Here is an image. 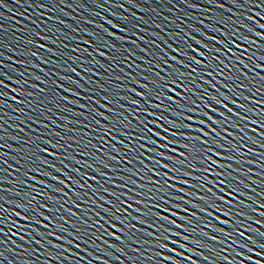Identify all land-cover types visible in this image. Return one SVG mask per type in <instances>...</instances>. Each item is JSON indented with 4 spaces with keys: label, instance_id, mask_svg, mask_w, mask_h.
Returning a JSON list of instances; mask_svg holds the SVG:
<instances>
[{
    "label": "water",
    "instance_id": "water-1",
    "mask_svg": "<svg viewBox=\"0 0 264 264\" xmlns=\"http://www.w3.org/2000/svg\"><path fill=\"white\" fill-rule=\"evenodd\" d=\"M257 3L264 5V0H2L0 219L6 223H0V228L4 230L0 233V264H228L229 261L239 264L241 259H244V264H250L247 256H252L254 260H264V257L256 255L264 251L259 247L264 242V237L259 235L264 233V215H261L264 208L260 207L264 204V136L261 135L264 127H260V123H264V103H258L264 101V35H257L264 34V28L261 27L264 25V7L257 6ZM220 29L229 35L224 36ZM211 37H216L217 40H235V44H228L232 48L231 53L219 54L223 61L220 66L223 75L219 74L220 69H215L214 75L208 76V69H203L194 74L195 84H192V78L184 81L185 87L191 85L194 91L185 92L189 99L182 103L196 107L191 104V100H196L200 111L188 112L177 104H171L170 107L175 112L185 114L177 116L175 112L167 110L169 102L166 100L162 101L164 108H151L150 111L157 112L168 120L193 123L195 127H200L198 120L203 119L202 113L207 111L200 97L203 96L207 103L219 107L223 112L225 109L216 105L210 97L226 94L227 99L224 96L220 98L233 109V112L228 113L232 117L231 121L222 126L227 128V133L222 132V136H227V139L215 137L224 147L211 146L224 153L223 163L231 165L226 170L216 168V172L225 171L227 179L238 188L231 197L225 196L226 199L233 200V215L214 213L221 220L231 222L222 224L191 204L174 200L173 203H181L182 208L173 207L172 210L179 212V216L171 218L176 220L177 225L183 224L184 228L160 221L165 228L173 229L169 233L163 229L158 230V225L152 226L156 220L154 216L146 217L149 219L147 224L129 218L130 224H135L136 229L129 226L123 233L117 231V236L122 239H115L107 234L113 229L102 219L107 215L104 209L110 208L116 215H125L116 212V207L120 205L111 192L127 191L118 187L127 183L121 179L130 175L125 171L126 167L144 166L138 163L127 164L124 159L125 156L132 159L139 154L129 152L127 146L131 144V140L121 134H136L138 140L136 125L140 121L132 115L136 106L131 104V99L141 100L142 106L147 107L143 98L136 96L131 89L144 91L136 81L152 86L153 79L178 76L179 72L166 69V66H156L161 57L167 59L169 65L175 64L171 57L179 55L175 51L177 47L189 56L196 55L193 48L206 51L200 41L214 45L215 48L223 47ZM188 45L192 47L189 48ZM236 45L242 47L237 48ZM208 55L211 57L217 54L212 51ZM180 58L184 59L186 65L191 64L188 57ZM216 63L218 62L210 58L205 60L210 68H214ZM175 67L183 72L190 71L179 64H175ZM156 72L160 73V77L155 75ZM209 80L215 88L207 82ZM161 82L167 83L168 80ZM181 91L183 90L177 88V92ZM167 95L174 93L168 92ZM105 96L109 101L104 100ZM148 98L154 103L161 102L156 101L155 95ZM97 100L99 103H96ZM232 100L237 101V104H232ZM105 103H108L107 108L102 107ZM98 112L105 113L111 119L97 115ZM234 113H240V116ZM137 115L142 119L145 114L138 112ZM188 115L196 116L197 120L188 121ZM148 119L152 120L154 117L149 116ZM97 120L101 122L99 125L96 124ZM122 120L130 126L124 128ZM161 123L165 127H171L166 120ZM233 124L239 127H233ZM104 126L112 129V136L116 139L104 136ZM140 127L143 125L140 124ZM156 130L161 131L162 135H168L159 128ZM173 131L190 130L180 128ZM169 139L173 137L169 136ZM178 139L184 142V137ZM120 140L124 143H119ZM139 143L156 147L150 141H138L134 147H138ZM160 143L165 141L160 140ZM55 145H63V148ZM112 145L120 151H116ZM45 147L49 149V153L55 152L57 156L42 152L41 149ZM170 147L184 151L179 144ZM162 150L168 152L167 149ZM168 154L173 155L170 152ZM113 156L120 159H110ZM228 156L235 159L229 160ZM44 159L49 163L45 164ZM213 159L217 157L213 156ZM148 163L145 160V164ZM152 166L159 169V165L153 163ZM33 168H39L40 171H32ZM94 169H100V172ZM186 170L193 172L194 176H183L181 172H169V176L190 179L195 185V177L203 175L197 168ZM229 172L231 175H227ZM101 173H107V176ZM32 176L36 179H31ZM93 176L96 180L91 179ZM54 177H59V181ZM69 177L72 179L69 180ZM133 179L139 180V177ZM210 179H216V176L212 175ZM41 180L45 184H40ZM75 181H79V184ZM169 183L174 181L169 180ZM49 185L54 187H48ZM80 185L84 187L81 188ZM129 187L136 185L130 184ZM177 187L187 188V191H177L175 195H184L185 200L200 203L209 212H214L208 204L189 195L197 191L207 195L204 189L179 183ZM208 187L212 185L208 184ZM56 188L63 191L57 192ZM105 188L109 191L105 192ZM39 191L45 193L42 198L38 195ZM137 191L141 189L137 188ZM29 194L36 196L41 204L46 203L58 209L56 212H49L41 208L40 211L45 216H52L58 224H64L68 231L64 232L58 227H43L49 224L44 217H39L43 224L31 229L14 227L15 221H19L21 225L27 222L12 215V210H22L9 201L28 204ZM101 196L104 199H100ZM121 199L124 197L121 196ZM137 199L147 200L148 197L138 196ZM128 203L145 208V205L133 200H128ZM216 203L220 204L221 201L216 200ZM183 208H187L189 212H184ZM3 209L9 211L5 212ZM129 211L132 216L138 215L132 209ZM159 211L161 215H169L162 209ZM241 212L244 215H240ZM189 213L197 215L189 217L188 221L184 220L182 217ZM65 220L71 223L65 224ZM84 220L87 223L82 225ZM97 221L103 227L97 226ZM219 228H223L224 233L218 231ZM236 229L243 231L245 237L251 236L256 242L240 237ZM77 230L83 239H75L73 233ZM53 232L55 235L50 234ZM93 232L95 235H92ZM174 232H181L182 236L177 237ZM148 233L156 235L150 236ZM226 233H231L232 238L229 239ZM163 235H168L171 239L165 241L162 239ZM183 236L189 239L185 240ZM177 240L179 244L172 242ZM160 242L167 243L168 247L161 248ZM241 244H247L248 247H242ZM239 252H243L245 257H240ZM225 256L227 261L222 259ZM167 257H173V260L169 261Z\"/></svg>",
    "mask_w": 264,
    "mask_h": 264
},
{
    "label": "snow or ice",
    "instance_id": "snow-or-ice-1",
    "mask_svg": "<svg viewBox=\"0 0 264 264\" xmlns=\"http://www.w3.org/2000/svg\"><path fill=\"white\" fill-rule=\"evenodd\" d=\"M234 2H238V0H234ZM0 3H2V0H0ZM223 7V5H220ZM257 6L264 7V5H259L257 3ZM251 19V17H250ZM262 28H264V25H261ZM222 34L224 36H228L229 34L224 32L223 29H220ZM234 35V34H233ZM257 35H264L262 33H258ZM212 40H216L218 43H221L223 45L222 48H215L214 45L210 46L207 43H204L203 41H200L202 47L206 51H201L200 48H193L192 51L196 53V55L189 56L188 53L182 52V50L177 47L175 51L179 54L177 56H172V61L175 62V64H179L182 67H187L190 69L188 72H183L179 68L175 67V64L169 65L168 60L161 57V61L157 63V68H161L162 66H166L167 68H170L172 71L179 72L180 74L178 76H173L169 79V77H160V73L156 72L155 75L157 77H160L159 79H153L152 86H150L147 83H141L140 81H136L137 84H140V87L144 89V91H137L136 88H132L131 91L135 93L136 96H139L143 98V103L147 105V107H143L141 104V100L132 98L131 104L135 105V111H132V115L140 121V124L143 125V127H140V124L136 125V128L138 129V140L136 139V134L129 133V132H121L123 136L128 137L131 140V144L128 145L129 152L136 153L138 152V155H135L132 159H129L127 156L124 157L127 164H135L138 163L140 165H144L143 167L135 168V167H126L125 171L129 173L130 175L123 176L121 179L126 180L127 183H124L122 185H119L118 187H122L124 189H127V191L118 193L117 191L113 190L111 192V195L115 197V199L119 202V207H116L117 213L125 214L123 216L116 215L112 212V209L105 208L104 211L107 214L105 217H102V219L105 220V223L108 224V226L113 229V231L108 232L107 234L112 236L115 239H122L121 236H117V231L123 233L125 231L126 227H131V229H136L135 224H130L129 218L133 220H137L141 224H147L149 222V219H146V217L151 218L154 216L156 218L155 222L153 223V227H157L158 230L163 229L164 232H173L172 228H165L163 224H160V221H166L169 225H176V227L184 228L185 226L183 224L177 225L176 220L172 219V216H179V212H174L172 210L173 207L180 209L182 208L181 203H173V201H181L184 203L191 204L193 207L199 209L201 212L206 213L209 216H213V218L222 223V224H229L230 220H221V217L219 215H215V212L222 213L224 216H232L233 213L231 211V206L233 204L232 199H226L225 196L231 197L233 194V191H238V188L233 186L231 182L227 179V176L225 175V171L216 172V168L220 169H228L231 168L230 164H225L222 162V159L224 158V153L221 151H217L216 148L212 147L211 145H216L219 148H223L224 145L220 143L219 140L215 139V137H221L222 139H227V136H222L223 133H227V128H223L222 126L229 121H231L232 117L228 115V113L233 112L232 108L228 107V104L224 103V100H222L220 97L224 96L225 99H227L226 94L220 93V95H214L210 98L214 101L216 105H220L225 111H221L219 107H213L212 104L207 103L205 101V98L203 96L200 97V100L204 103V107L207 108V111H203V119L198 120V124L201 125L200 127H195L193 123H178L175 120H168L167 117L158 114L157 112L150 111L151 108H157L161 109L164 108L165 105L162 102L163 100H166L169 102L168 111L175 112L174 108H171V104H177L181 108L187 109L188 112L198 113L200 111V106L197 105L196 100H191L192 105H196V107H191L188 104L182 103V101L188 100L189 97L185 95V92L194 91V89L189 85L188 87H185L184 81L192 78V84H195V78L194 74L197 73L199 70L208 69L206 72V75L213 76L215 69H220L219 74L223 75V69H221V65L223 64V61L220 59L219 54H226L231 53L232 48L228 47L229 43L235 44V40H217L216 37H211ZM189 48H191V45H188ZM237 48L242 47V45H236ZM214 51L217 55H213L209 57L208 53ZM180 56L188 57L191 60V64H185L184 59H181ZM197 57H203L204 59H198ZM212 59L213 61H216L214 65V68H210L209 65L205 64L206 59ZM239 59V57H237ZM193 65H196L198 67H193ZM75 71V69H73ZM203 79V77H200ZM168 80L167 83H162L161 81ZM209 84H212V81H207ZM0 85H3V81H0ZM202 87V85H201ZM212 87L215 88V85L212 84ZM227 87V85H225ZM243 87V85L241 86ZM177 88L182 89L183 91L177 92ZM219 91V90H217ZM168 92L174 93V95H167ZM0 95H3V93H0ZM155 95L156 102L154 103L152 99H149L148 97ZM15 99V97H13ZM105 101H109V98L107 96L104 97ZM232 104H237V101L232 100ZM96 103H99L97 100ZM258 103H264V101H259ZM241 108H244V105H238ZM102 107L107 108L108 103H105L102 105ZM131 111V110H130ZM264 111V110H262ZM138 112H143L145 115L141 119L140 116L137 115ZM215 113V115H214ZM177 116H184V112H175ZM97 115L104 117L105 119H111V117L105 116V113L98 112ZM236 116H240V113H234ZM154 117V119L149 120L148 117ZM219 117V118H218ZM246 119V117H244ZM186 119L188 121H195L197 120L196 116L188 115L186 116ZM167 121V123L171 127H165L161 121ZM101 122L99 120L96 121V124H100ZM121 123L124 125V128H128L130 125L124 123L122 120ZM257 123H260L257 121ZM149 125H153V127H149ZM213 125H216V127H213ZM233 127H239L237 124H233ZM260 127H264V123H260ZM161 129L164 133H168V135H162L161 131H157L156 129ZM189 129L190 131L186 132H180V131H173V129ZM104 136H112V129L108 126L103 127ZM151 133V135H148ZM198 133V134H194ZM262 136H264V133H261ZM169 136L173 137V139H169ZM184 137V142H181L178 137ZM155 137V138H153ZM104 137H101L103 139ZM112 139H116V137L112 136ZM160 140H164L165 143L161 144ZM138 141H150L151 144L155 145L156 147H148L147 143H139L138 147H134L138 143ZM48 143H51L50 141ZM119 143L123 144L124 141L120 140ZM179 144L181 148L184 149V151H180L179 148L170 147V145ZM55 147L63 148V145H55ZM112 147L116 151H120V149H116L115 145H112ZM162 149H167L168 152L163 151ZM233 150H236L235 147H233ZM42 152L48 153L49 155H52L53 157L57 156V153L51 152L49 153V149L47 147L41 149ZM173 153V155H169L168 153ZM146 153H154V155H146ZM213 156L217 157V159H213ZM181 157V158H178ZM39 158V157H37ZM112 160H119V157H110ZM227 159H235V157L228 156ZM145 160H147L149 163L145 164ZM165 161H168L167 163ZM192 161V162H190ZM43 162L45 164H48L49 162L44 159ZM159 165V169H163V171L157 169L156 167H153L152 164ZM200 165H203V167H200ZM52 167H55L54 164L51 165ZM105 166H108L107 164ZM187 168H197L203 175L195 177L197 183L195 185L192 184V181L190 179H182L181 176L172 175L169 176V172H181L183 176L193 177L194 173L191 171H187ZM97 172H100V169H94ZM32 171L39 172V168H33ZM76 171H79L77 169ZM150 173V175H149ZM45 175H51L50 173H44ZM27 175V173H25ZM87 175V174H85ZM103 176H107V173H101ZM215 175L216 179H210V176ZM227 175H231L229 172ZM133 177H139V180L133 179ZM31 179L35 180L36 177L32 176ZM54 179L59 181V177H54ZM72 177H69V180H71ZM91 179L96 180V177L93 176ZM143 180L144 183H140L139 181ZM169 180L174 181V183H169ZM207 181V183H205ZM22 183H27L26 181H22ZM40 184H45V181H39ZM75 183L79 184V181H75ZM109 183L115 184V181H109ZM177 183L186 185L188 187L195 186L198 189H204V191L207 193V195H202L199 191L189 193V195H194L197 200H200L204 202V204H208L209 207L214 209V212H209L208 208L204 207L200 203H195L192 200H185L184 195H175V192L185 193L187 191V188H178ZM136 185V187H129V185ZM208 184H211L212 187H208ZM48 187H54L52 185H49ZM81 188L84 187V185H80ZM35 190V186H33ZM137 188L141 189V191H137ZM215 189V191H214ZM232 189V190H229ZM57 192H62L63 189L56 188ZM105 192H108L109 189L105 188ZM219 193H225V195H220ZM38 195L42 198L45 193L43 191H39ZM121 196L124 197V199H121ZM138 196H146L148 197L147 200H138ZM30 200L28 204H25L23 201H9L10 203H15L18 208H20L22 211H15L12 210V215L19 217L26 221L24 225L19 224V221L13 222L14 227H19L21 229H31L34 228L35 225H41L43 224V221L39 219V217H44L49 221V224L43 225V227H58L62 231L67 232L68 228L64 226V224H58L52 216H45V213L43 211H40L41 208L46 209L49 212H56L58 209L52 208L49 204H41L36 196H31L29 194ZM215 197V198H214ZM100 199H104L103 196L100 197ZM128 200H133L137 204L145 205V208L141 207H135L134 204L128 203ZM216 200L221 201L220 204L216 203ZM110 204L113 203V201H108ZM242 203V202H241ZM73 204H75V201H73ZM36 205V206H33ZM165 205H168V207H165ZM224 205H228V208H225ZM75 207L79 208L80 205H75ZM101 208H103V205H100ZM260 207L264 208V204H261ZM129 209H132L135 211L138 215L132 216V213L129 211ZM153 209H156V211H153ZM160 209L163 210V212L169 213V215H161ZM184 212L188 213L189 210L187 208L182 209ZM3 211L7 212L9 209H3ZM70 211V210H69ZM35 213V214H33ZM240 215H244L243 212L239 213ZM84 215H87L85 213ZM97 216H99V213H96ZM197 213H189L188 216L182 217L184 220L188 221L189 217H195ZM261 215H264V213H261ZM113 221H119V223H115ZM0 223H6V221L0 219ZM71 223V221L65 220V224ZM87 221H82V225L86 224ZM207 223V221H205ZM257 223H260V221H257ZM120 225H124V227H121ZM97 226L103 227V225H100L99 221H97ZM209 226H211L209 224ZM75 227V225H73ZM243 227V225H241ZM39 231V229H36ZM3 228H0V233H3ZM84 231H87V229H84ZM218 231L224 233L223 228H219ZM237 234L240 237H244L249 242L255 243L256 241L253 240L251 236L245 237V233L243 231H240V229H236ZM51 235H55V233H50ZM76 240L83 239L82 236L79 235V230H77L76 233H73ZM92 235H95L93 232ZM150 236H155L156 233H148ZM174 235L177 237H181V232H174ZM228 235L229 239L232 238L231 233H226ZM260 236L264 237V233H259ZM60 239H63V237H59ZM163 240L167 241L170 240L171 237L168 235H163ZM183 239L187 240L189 237L183 236ZM212 239H217V237H212ZM173 243L179 244V241H172ZM71 243V241H69ZM107 243V241H105ZM115 246V245H113ZM181 247H184V245H180ZM242 247L247 248V244H241ZM76 247H79V244L76 245ZM161 248H167L168 244L160 242ZM259 247L261 249H264V242L259 244ZM250 251H254V249H249ZM171 251L175 252V249H171ZM182 255V253H181ZM238 255L240 257H245V254L243 252H239ZM256 255L264 257V251L256 253ZM169 261L173 260V257H167ZM225 261H227V257H222ZM246 259L250 262V264H264V260H254L252 256H247ZM228 264H232V262H228ZM239 264H244V259H241L239 261Z\"/></svg>",
    "mask_w": 264,
    "mask_h": 264
}]
</instances>
